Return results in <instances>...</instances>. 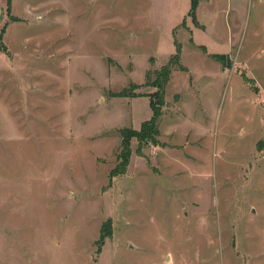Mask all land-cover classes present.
Wrapping results in <instances>:
<instances>
[{
	"label": "rangeland",
	"instance_id": "obj_1",
	"mask_svg": "<svg viewBox=\"0 0 264 264\" xmlns=\"http://www.w3.org/2000/svg\"><path fill=\"white\" fill-rule=\"evenodd\" d=\"M190 6L0 0V264H264V0Z\"/></svg>",
	"mask_w": 264,
	"mask_h": 264
},
{
	"label": "trees",
	"instance_id": "obj_2",
	"mask_svg": "<svg viewBox=\"0 0 264 264\" xmlns=\"http://www.w3.org/2000/svg\"><path fill=\"white\" fill-rule=\"evenodd\" d=\"M197 3L198 0H191L190 13L192 15L195 14ZM216 55L218 57L224 56V54H215V56ZM173 68L185 69V66L180 62V46L178 44H176V50L174 53L171 54L168 60L164 64H162L159 68H156L154 70L155 77L152 80L151 84L155 86L156 89L152 91L151 94L149 95V104L153 111L151 117L143 120L141 127L139 129H135L127 126L121 128L122 139H121L120 157L122 160L119 165H122L123 163L127 162L130 152L128 145L130 143L131 137L135 136L141 141L155 140V134H157V130L154 127V125L158 116L161 113L160 107L162 104H164V89L170 78V73ZM117 93L121 95H125L127 94V90L124 88ZM153 95L156 97H154ZM116 167L112 169L111 171L112 175L120 173L116 171Z\"/></svg>",
	"mask_w": 264,
	"mask_h": 264
},
{
	"label": "crops",
	"instance_id": "obj_3",
	"mask_svg": "<svg viewBox=\"0 0 264 264\" xmlns=\"http://www.w3.org/2000/svg\"><path fill=\"white\" fill-rule=\"evenodd\" d=\"M145 120V119H144Z\"/></svg>",
	"mask_w": 264,
	"mask_h": 264
}]
</instances>
